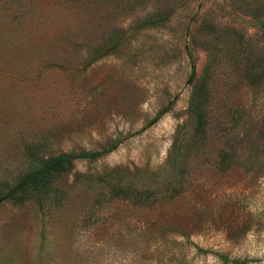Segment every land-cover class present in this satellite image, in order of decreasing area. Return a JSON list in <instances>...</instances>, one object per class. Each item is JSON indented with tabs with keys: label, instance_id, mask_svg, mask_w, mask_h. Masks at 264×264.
Here are the masks:
<instances>
[{
	"label": "rangeland",
	"instance_id": "rangeland-1",
	"mask_svg": "<svg viewBox=\"0 0 264 264\" xmlns=\"http://www.w3.org/2000/svg\"><path fill=\"white\" fill-rule=\"evenodd\" d=\"M263 11L264 0H0V183L35 168L29 150H112L77 162L40 204L0 205V264H264L260 142L231 170L212 165L233 108L264 119V37L248 14ZM196 84L209 95L205 156L185 150ZM128 186L159 201L113 196Z\"/></svg>",
	"mask_w": 264,
	"mask_h": 264
},
{
	"label": "trees",
	"instance_id": "trees-1",
	"mask_svg": "<svg viewBox=\"0 0 264 264\" xmlns=\"http://www.w3.org/2000/svg\"><path fill=\"white\" fill-rule=\"evenodd\" d=\"M89 0H64L67 5H72L74 9H83ZM38 11V10H37ZM260 23L262 36L264 37V11L248 13ZM39 17L44 16V12H36ZM245 41L241 42L244 46ZM80 45L77 43L73 45V50L77 57L79 54ZM250 48V55L246 56L243 63V72L246 80L250 85L258 87L261 85L259 81L255 80L258 77L253 73L257 57L253 54ZM264 72V71H263ZM261 77L263 74H260ZM264 83V80L263 82ZM198 84V83H197ZM195 85L192 93L190 104L188 108L189 119L194 121V126L189 139L186 142L185 150L189 154L195 151V156H205L207 141H208V93L199 90V86ZM230 122L233 127L229 133L225 134V141L223 148L220 150L217 159L212 165L218 172H226L231 170L236 164L240 162L243 157L242 152L244 144L249 139H255L258 148L254 149L252 160L258 161L263 157L262 165H264V119L255 120L250 114H247L245 108L235 107L231 111ZM112 152V150L103 149L101 151H87L80 152L72 150L58 155L46 156L35 151H28L31 160L36 164L35 168L23 174L16 183H0V205L5 203L10 204H26L37 202L42 203L52 192L54 183L64 174L70 172L75 164L79 161H95L101 157ZM178 189L169 192L168 197H175L178 195ZM117 199H126L139 205H153L159 201L157 194H145L143 191L139 192L133 187L119 188L113 193Z\"/></svg>",
	"mask_w": 264,
	"mask_h": 264
}]
</instances>
